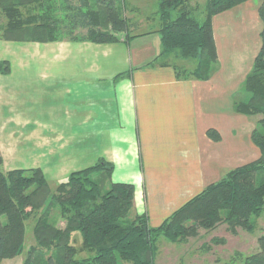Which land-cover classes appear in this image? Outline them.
I'll return each instance as SVG.
<instances>
[{"label":"crops","instance_id":"1","mask_svg":"<svg viewBox=\"0 0 264 264\" xmlns=\"http://www.w3.org/2000/svg\"><path fill=\"white\" fill-rule=\"evenodd\" d=\"M261 3L248 0L235 7L240 11L214 16L220 64L227 59L222 16L240 13L247 30L261 36ZM142 10L130 4L128 18L130 33L143 34H119L116 42L0 38V62L9 65L7 72L0 69V153L6 171L41 168L54 184L104 158L113 164V181L134 185L133 214L147 215L155 227L230 169L259 157L258 147L238 138L251 139L260 115L233 109L245 67L239 66L236 81L224 62L207 80L180 79L172 65H146L161 50L160 19L158 6L151 14ZM160 253L161 247L156 264ZM0 264H24V257Z\"/></svg>","mask_w":264,"mask_h":264},{"label":"trees","instance_id":"2","mask_svg":"<svg viewBox=\"0 0 264 264\" xmlns=\"http://www.w3.org/2000/svg\"><path fill=\"white\" fill-rule=\"evenodd\" d=\"M246 1L159 0L161 50L146 65H172L180 79H209L218 63L213 18ZM126 9V0H0V38L106 43L120 40L114 30L142 35L130 33ZM259 15L261 47L242 87L249 97L233 99L235 112L261 116L251 133L261 152L257 159L230 169L154 227L147 215L133 214L134 185L113 181V164L104 158L54 184L41 168L6 171L0 153V263L24 254L31 219L35 244L24 264H156L162 237L190 243L203 236L202 230L209 233L220 225L234 235L239 229L254 233L264 218V0ZM171 58L193 59L196 65L171 64ZM0 69L7 72L8 62L1 61ZM209 134L220 139L214 130ZM259 228V250L244 256L243 264H264V223Z\"/></svg>","mask_w":264,"mask_h":264},{"label":"rangeland","instance_id":"3","mask_svg":"<svg viewBox=\"0 0 264 264\" xmlns=\"http://www.w3.org/2000/svg\"><path fill=\"white\" fill-rule=\"evenodd\" d=\"M203 0H200L202 2ZM127 2V9L124 12L125 16L128 17L129 6H133L137 4V6L143 5V10L139 12L141 15L151 14L153 10H155L157 5V0H126ZM132 2V3H131ZM233 10H237L234 8ZM240 11V10H237ZM158 14V13H157ZM235 16V17H234ZM223 22H220V32L222 31V35H225L224 42H223V53H226V60L221 61L225 63L224 69L229 75H237L236 81L238 80V75L241 73L239 70V66H242V69L250 70L252 63L254 61L255 56L257 55L260 47H261V36L257 34L258 31L251 30L248 31L247 23L241 21L240 13L234 14L233 18L228 19L227 16H222ZM3 21L2 17L0 16V23ZM263 26V24H262ZM110 29H113L112 25L108 26ZM114 30V29H113ZM132 32V31H131ZM116 34H122L125 36V31L114 30ZM170 61L177 63L179 65L185 66L189 69L193 68L196 65L195 60L193 59H182V58H171ZM220 62H218V67H221ZM244 65V66H243ZM217 67V69H218ZM235 81V83H236ZM231 87H235L236 85H229ZM242 86V85H239ZM238 88V87H237ZM235 87V89H237ZM243 98L247 99L249 94L243 90H238V92L234 93L233 98ZM60 119L64 121V114H60ZM259 119L261 116H258ZM253 129V128H252ZM251 129V130H252ZM252 133V132H251ZM238 140L244 142L245 144L255 145L253 144L252 138L240 137ZM254 147H257L256 145ZM243 148V147H241ZM244 150V148H243ZM259 150V149H258ZM248 152L240 156H236V162L234 164H240L239 159L245 156ZM261 155V152H258V156ZM241 161L247 162V158L245 157ZM252 160V159H250ZM248 160V161H250ZM52 184V183H51ZM52 186V185H51ZM54 188V185L52 186ZM259 227L262 226L264 223V218L261 217L258 219ZM35 225L34 220H30L27 223L26 227V251L24 254L20 256H25L27 250L32 244H35V239L33 236V227ZM221 226V225H220ZM217 229L216 232L207 233L204 230L201 231L202 237L198 239H193L189 244L188 242L183 243H176L172 244L173 242L169 241L168 239L162 237L161 239H165L167 243L172 244L166 247H163V244L159 242L161 247V259L159 261L160 264H243L244 256L250 255L255 253L259 250L258 244V237L262 233L260 228L258 227L254 233H250L239 229L237 234H228L225 232L223 227ZM219 234L217 238H225V242H214L211 241V237L213 234ZM210 238V240H208ZM82 243L81 236L76 234V246H80ZM203 243L207 244L203 246ZM210 246V248L206 246ZM240 253V254H239ZM87 253L83 252L80 256H86ZM122 264H128L122 261Z\"/></svg>","mask_w":264,"mask_h":264}]
</instances>
